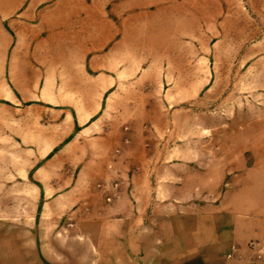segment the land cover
Returning <instances> with one entry per match:
<instances>
[{
	"label": "rangeland",
	"instance_id": "1",
	"mask_svg": "<svg viewBox=\"0 0 264 264\" xmlns=\"http://www.w3.org/2000/svg\"><path fill=\"white\" fill-rule=\"evenodd\" d=\"M80 3L101 57L74 78L97 96L64 97L63 114L33 106L28 145L0 123V264H167L151 221L264 188V0ZM95 192L129 208L108 214L123 221L105 241L84 218ZM142 214L147 238L126 242Z\"/></svg>",
	"mask_w": 264,
	"mask_h": 264
},
{
	"label": "crops",
	"instance_id": "2",
	"mask_svg": "<svg viewBox=\"0 0 264 264\" xmlns=\"http://www.w3.org/2000/svg\"><path fill=\"white\" fill-rule=\"evenodd\" d=\"M44 2L0 0V123L13 129L10 137L19 146L29 144L20 125H31L33 106L63 114L64 105L75 112L64 97L97 96L94 79L74 78L101 57L94 35L102 29H97L95 15L81 13L80 0H53L50 6L37 9ZM83 7L90 8L86 3ZM65 74L71 76L65 79ZM77 111L88 112L85 107ZM247 184L232 188L217 202L189 205L183 213L168 215L161 222L150 220L152 226L166 228L159 240L168 243L167 264H264V188ZM93 194L84 218L99 227L105 241L114 232L121 233L110 227L123 221L117 216L109 223L108 214L125 215L129 208L119 197L110 204L97 203L98 193ZM83 208L75 210L79 214ZM147 224L142 214L136 222L140 231L136 235L127 232L125 241L146 239Z\"/></svg>",
	"mask_w": 264,
	"mask_h": 264
},
{
	"label": "built area",
	"instance_id": "3",
	"mask_svg": "<svg viewBox=\"0 0 264 264\" xmlns=\"http://www.w3.org/2000/svg\"><path fill=\"white\" fill-rule=\"evenodd\" d=\"M106 197H107L106 199L108 200L109 199V196H106ZM248 245H253V243H248Z\"/></svg>",
	"mask_w": 264,
	"mask_h": 264
}]
</instances>
